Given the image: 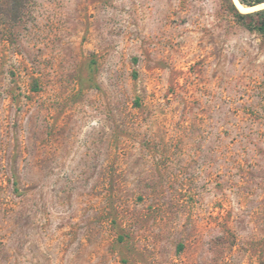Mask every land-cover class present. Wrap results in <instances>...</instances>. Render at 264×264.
Returning <instances> with one entry per match:
<instances>
[{
    "label": "rangeland",
    "instance_id": "rangeland-1",
    "mask_svg": "<svg viewBox=\"0 0 264 264\" xmlns=\"http://www.w3.org/2000/svg\"><path fill=\"white\" fill-rule=\"evenodd\" d=\"M0 264H264V33L226 0H0Z\"/></svg>",
    "mask_w": 264,
    "mask_h": 264
},
{
    "label": "trees",
    "instance_id": "trees-1",
    "mask_svg": "<svg viewBox=\"0 0 264 264\" xmlns=\"http://www.w3.org/2000/svg\"><path fill=\"white\" fill-rule=\"evenodd\" d=\"M236 19L244 23L250 30L264 33V10L244 14L236 7L234 0H226ZM244 7H255L264 3V0H238Z\"/></svg>",
    "mask_w": 264,
    "mask_h": 264
},
{
    "label": "bare ground",
    "instance_id": "bare-ground-1",
    "mask_svg": "<svg viewBox=\"0 0 264 264\" xmlns=\"http://www.w3.org/2000/svg\"><path fill=\"white\" fill-rule=\"evenodd\" d=\"M234 3H235V5H236V7L239 9V11H240L241 13H244V14H248V13H252V12H256V11H258V10H262V9H264V3L261 4V5L255 6V7H253V8L244 7L243 5H241V4L239 3L238 0H234Z\"/></svg>",
    "mask_w": 264,
    "mask_h": 264
},
{
    "label": "water",
    "instance_id": "water-1",
    "mask_svg": "<svg viewBox=\"0 0 264 264\" xmlns=\"http://www.w3.org/2000/svg\"><path fill=\"white\" fill-rule=\"evenodd\" d=\"M249 8H253V7H249ZM262 10H264V9H262ZM258 11H261V10H258ZM258 11H256V12H258ZM252 13H255V12H252ZM250 14V13H249Z\"/></svg>",
    "mask_w": 264,
    "mask_h": 264
}]
</instances>
